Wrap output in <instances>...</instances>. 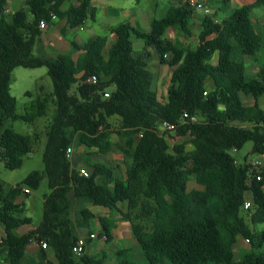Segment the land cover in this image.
I'll return each mask as SVG.
<instances>
[{
  "label": "trees",
  "instance_id": "16d2710c",
  "mask_svg": "<svg viewBox=\"0 0 264 264\" xmlns=\"http://www.w3.org/2000/svg\"><path fill=\"white\" fill-rule=\"evenodd\" d=\"M8 1L0 0V148L9 170L21 168L33 150L29 137L4 126L6 120H33L16 113L11 71L47 67L58 107L47 133L45 174L33 172L10 187L0 179V257L9 264H50L42 247V259L28 262L27 248L36 240L52 249L58 264H105L106 254L99 259L73 252L76 231L86 230L90 239L91 223L97 220L107 244L113 243L119 221L129 223L142 250L141 259L133 249L116 250V264H264V229L251 227L264 225V172L258 180L252 165H239L232 154L252 142V153L264 156L259 103L264 64L256 75L246 69L247 58H264V39L251 17L254 9L264 8V0H252L220 22L200 17L195 49L167 37L169 30L192 35L196 11L179 0L153 21L149 32L123 22L113 29L116 40L108 50L109 37L98 36L84 45L73 42L70 53L56 57L35 54L41 23L59 19L70 30L82 28L95 18L92 0H77L66 10L61 8L69 0H26L13 13H7ZM134 38L172 69L166 99L153 89L149 54L135 53ZM90 75L98 77L97 84L86 83ZM74 85L76 92L70 94ZM44 109L39 102L38 116ZM165 122L175 124L180 137H189L192 148L186 142L170 148L160 130ZM115 137L124 159L122 173L120 167L96 162L87 178L72 167L67 150L73 144L84 146L87 157L93 149L106 156L113 152ZM44 177L50 194L42 222L20 234L31 220L17 217L24 212L17 200L29 197ZM192 179L198 188L189 190ZM247 194L254 208L248 211L251 225L241 215ZM90 207L109 213L96 215ZM144 222L151 223L150 231ZM239 238L250 248L236 260Z\"/></svg>",
  "mask_w": 264,
  "mask_h": 264
},
{
  "label": "rangeland",
  "instance_id": "374dc122",
  "mask_svg": "<svg viewBox=\"0 0 264 264\" xmlns=\"http://www.w3.org/2000/svg\"><path fill=\"white\" fill-rule=\"evenodd\" d=\"M148 0H140V5L143 6L147 3ZM161 3H165L166 0H160ZM113 3L124 6L128 5V2H137V0H112ZM208 2L217 9L220 6H225L223 4V0H208ZM227 5V4H226ZM25 6V1H22L21 5L17 6L15 9H21ZM88 28L84 31H75L77 34V41L85 42L89 38L94 36H103L105 34V28L103 24L95 25L91 19L87 20ZM93 29H89L92 28ZM200 26H193L192 35L187 36L184 34L177 35V39H180L185 45L195 49L198 45V34L200 32ZM54 28L51 26L45 32L50 34ZM73 36H71L72 38ZM65 34H60L56 32L53 36L48 37L47 35H41L42 41L38 44V48L35 51L36 55H47L56 57L58 55H67L71 52L70 46L65 43ZM137 41L133 39V42ZM70 45V44H69ZM134 49L137 52V44L134 45ZM72 49V48H71ZM150 49H148L149 51ZM151 52V50H150ZM151 55L155 57L154 53L151 52ZM163 66V65H162ZM165 66V65H164ZM153 67H155L153 65ZM168 67V66H167ZM150 71L153 73V81L154 77L157 76L155 70L149 66ZM9 83H10V94L16 100V113L19 116H28L32 117V122H26L22 119H18L15 121L6 120L4 126L12 128L16 133L21 134L23 136H27L31 139L33 150L30 154L25 156L23 165L21 168L17 170H9L1 157V148H0V179L6 184L7 187L16 186L22 183L31 173L39 172L41 174H45V165L43 162V155L46 149L47 144V133L49 128L51 127L53 120L57 114L58 100L55 94V88L53 84V80L51 79L47 67L28 69L23 67H17L13 71H11L9 75ZM170 85L169 80H165L162 83H158L155 81V89L158 93L160 99H166L168 88ZM77 86L74 85L70 91V94H74L76 92ZM154 88V87H153ZM110 92V91H109ZM43 102L45 104L44 113L42 116H38V103ZM261 108L264 110V96H262L259 100ZM110 122L113 123L116 127H120L121 123L116 118H111ZM162 132V131H161ZM162 135L166 139L170 148L174 145L186 142V148L191 149L192 145L189 137H180L176 130L174 132H162ZM76 144H73V149L76 148ZM119 140L117 137L113 139V152L106 156H96L90 157L91 159H97L98 161L104 162L107 165H110L114 168L120 167L118 172H123L124 164L122 153L120 152ZM79 147H77L78 149ZM253 143L248 142L245 144L242 150L237 152H232L236 161L239 165L250 164L252 165L256 161L262 162V168H260L264 172V156L256 153H252ZM87 150V149H86ZM96 151L95 149H93ZM93 152V151H90ZM78 153V151H77ZM79 154V153H78ZM88 161V160H86ZM89 171V169H87ZM252 170H256L252 166ZM198 188L195 179H192L189 183V190ZM50 194V189L48 186L47 178L44 177L39 188L37 190H31L29 197H23L24 200V212L19 214L17 217L24 219L28 218L31 220V224L27 227H24L19 230L20 234L27 233L29 229H34L40 225L43 219V210H44V201L45 198ZM247 200L251 201L250 194L246 196ZM90 210L94 213H98L102 211L98 208H91ZM254 210L253 205L249 209H245L241 212V215L245 218L246 222L250 224V219L248 216V211ZM95 223V224H94ZM91 223V228L94 229L97 221ZM143 225L145 229L150 231L152 229L151 223L144 222ZM251 225V224H250ZM252 229H256L257 231L263 230L264 225H251ZM79 237V230L76 231ZM96 238H99L98 236ZM92 238V239H96ZM242 245H236V260L239 258L242 252L246 251L250 248V243L243 238ZM104 241V240H102ZM101 241L99 239L95 240L94 243L87 249V254L94 256L96 258H103L104 254H106L107 258L105 259V264H112L111 261L115 260V252L120 249V246L117 242H113L111 244L101 243V246L98 248V244ZM105 242V241H104ZM244 244V245H243ZM88 245V242H87ZM86 245V246H87ZM126 246V245H125ZM130 246V242L128 244ZM244 246V247H243ZM134 251V254L137 259L140 258L139 254H141V248L136 245L131 247ZM31 260H33L32 256ZM0 264L2 263L0 259ZM53 264V263H52Z\"/></svg>",
  "mask_w": 264,
  "mask_h": 264
},
{
  "label": "crops",
  "instance_id": "0c3cea01",
  "mask_svg": "<svg viewBox=\"0 0 264 264\" xmlns=\"http://www.w3.org/2000/svg\"><path fill=\"white\" fill-rule=\"evenodd\" d=\"M22 1H26V0H9L7 13H13V12L19 10V9H15V8L19 5H21ZM203 1H205V3H207L209 6H211V8L213 10V16H211V17L216 22H220L223 19H225L234 9H238V8H240L246 4L252 3V0H231L227 5L220 6L217 9H215L208 2V0H203ZM139 2H140V0H137V2H135V3L128 2L127 6L126 5L120 6V5L113 3L112 0H92L91 8H94L95 18H94V20H92V19L91 20L93 21L94 26L103 24V26L106 30L105 34L103 36L109 37V43L106 47L107 50L111 47V45L116 40V35L113 33V29L116 28L119 24H121L123 22H129L134 28H136L142 32H149L151 29V25H152L153 21L156 19L163 18L167 14L170 7L178 5L179 0H166L165 3H161L160 0H148L147 3L143 6H141ZM76 3H77V0H69L62 6L61 9L66 10L70 5H73ZM202 16L203 15L200 12H195L194 19L192 22V30H193V26H195V27L200 26V23H201L200 17H202ZM251 17L253 20L255 30L259 34H261V36L264 39V8L254 9L251 13ZM51 26L54 28V30L50 34L46 33L45 31L47 29H49ZM86 28H88L87 22L85 23V25L82 28L70 30L68 25H67L66 20L55 19L52 24H49V25L47 24V28L42 29L41 31H42L43 36L45 34L48 37L53 36L56 32L63 34V35L65 34V36H66L65 43L68 45V47L70 46V50H71L73 42H76L80 45H84L89 40H91L95 37H98V36L91 37L85 42L77 41V34H75L74 32L75 31H84ZM89 29L90 30L93 29V26H92V28H89ZM181 34H183V33L175 32L173 30H169L167 32V37L174 40V41L175 40L181 41L180 39L176 38L177 35H181ZM71 36H73V37L71 38ZM134 39H136L137 41L133 42V49L135 47L134 46L135 44H137V48H138L137 52L134 49L135 53L140 54V53L146 52L147 54H149L150 65L153 68V70H155V72L157 74V76L154 77V81H153V87H154L153 89L156 91L155 81H157L158 83H162L165 80L170 81L171 75H172V69L167 67V66H164V65L162 66L159 63L158 59L151 55L152 50H151V52H150V50L149 51L146 50L145 44L142 40H139L137 38H134ZM263 64H264V58H259L257 61L253 60L251 58H247L246 59L247 72L250 75H256L259 71L260 66ZM153 65L155 67H153ZM248 101H249V99H248ZM72 150L73 151L71 154L70 161H71L72 167L76 171H79L82 168H86V169L90 170L91 164H94L96 162L104 163V162L98 161L97 159H91L90 157H87L86 156L87 150L84 146H81L78 149H77V146L75 149H73V147H72ZM77 151L79 154L77 153ZM91 151H93V152H91V153H93V155L91 157H96V156L99 157V155L96 154V151H94V150H91ZM233 152H237V151H233ZM86 160H88V161H86ZM123 161H124V159H123ZM256 162H261V161H256ZM261 168H262V165H261ZM260 171H262V170L260 169ZM251 201H252V198H251ZM247 202H250V201L247 200ZM17 203L22 204V205L24 204L23 196L18 198ZM91 208H98V209L102 210V211H99L98 213H95L96 215H98V214L104 215V214L109 213L106 209H103L100 207H91ZM25 227H27V226H25ZM22 228H24V227H22ZM93 230H94L93 234H95L96 236L100 235L101 227H100L98 221H97L95 228ZM29 231H30V229H29ZM24 234H26V233H24ZM79 234H80V236H86L85 238L78 236L79 238H83L84 240L88 238V234H87L86 230H79ZM97 239H99L101 241L98 244V248L101 246V243H106V242L102 241L101 238L92 239L90 237V239L89 238L87 239L88 245H87V242L85 240L87 246L85 245V247H84V253L87 254V249ZM113 242H117L118 245L120 246V249H132L131 247L138 245V243L135 239V236L131 230L130 224L127 222H122V221L121 222L119 221L117 223L116 229L114 230V241ZM129 242H130V246H128ZM241 242H242V240H240V238H239L238 243L236 245H242ZM236 250H237V247H236ZM45 252L47 254V257H48L50 264H52V263L58 264L55 257H54V253H53L52 249L47 248V249H45ZM27 254H28V262H30V263L38 262L42 259L41 247L39 245L30 244L27 248ZM30 256H32L33 260H31ZM139 256H140L139 259H141L143 257L142 252H141V254H139ZM0 259H1L2 263L9 264L5 260L4 257H0ZM111 263L116 264V261L113 260V261H111Z\"/></svg>",
  "mask_w": 264,
  "mask_h": 264
},
{
  "label": "built area",
  "instance_id": "2783aa9c",
  "mask_svg": "<svg viewBox=\"0 0 264 264\" xmlns=\"http://www.w3.org/2000/svg\"><path fill=\"white\" fill-rule=\"evenodd\" d=\"M187 3L196 11V12H200L203 16H213V10L211 8V6H209L207 3H205V1L203 0H186ZM41 29H45L47 28V24L45 22L41 23ZM86 83L88 84H97L98 83V77L96 75H90L86 78ZM206 94V93H205ZM105 97H109V93L105 94ZM185 118H189L188 114H184ZM192 121H196V118L191 117L190 118ZM160 130L162 132H174L176 130V125L169 123V122H165L161 127ZM142 136V135H140ZM72 148H68L67 150V158L70 159L71 158V154H72ZM262 163L261 162H255L252 164V166L258 170L256 171L257 173V179L261 180L262 176L260 173H262V171H260ZM79 173L81 176H85V177H90V172L86 169V168H82L79 170ZM25 192H29V190H24ZM251 203L250 202H246L245 203V209H249L251 207ZM91 238H96L97 236L95 234H92L90 236ZM99 238H101L102 240H106V237L104 235H99ZM32 245H39L40 247H42L43 249H47L48 246L45 242H37L36 240L31 241ZM86 245V242L83 238H79L78 240V245L73 249V252L76 256H81L84 254V247Z\"/></svg>",
  "mask_w": 264,
  "mask_h": 264
}]
</instances>
